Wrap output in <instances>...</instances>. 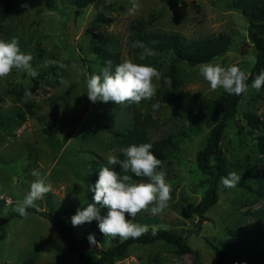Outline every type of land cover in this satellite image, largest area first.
Listing matches in <instances>:
<instances>
[{"label": "rangeland", "instance_id": "374dc122", "mask_svg": "<svg viewBox=\"0 0 264 264\" xmlns=\"http://www.w3.org/2000/svg\"><path fill=\"white\" fill-rule=\"evenodd\" d=\"M55 1L57 9L48 10L46 0H17L0 33V40L18 38L21 51L33 56L32 67L38 73L34 77L38 81L36 91L23 95L20 101L16 100L12 87H26L34 78L15 69L0 78V225H4L6 233L0 239V264H23L28 256L35 264H79L77 253L67 250L47 218L36 213L17 216L16 205L22 202L36 179L50 184L51 191L33 208L63 218L77 237L86 239L81 242L83 247L95 246L87 239L94 232L100 234L96 240L98 249L121 241L116 238L110 245L106 244L111 238L104 237L96 220L79 226L71 223V216L78 208L93 203L94 194L87 186L94 184L95 173L104 167L109 155L118 154L119 149L112 146L113 139L132 124L131 104L93 103L87 97L88 78L100 74L104 68L90 49L94 43L90 32L113 35L122 62L147 64L160 73L168 67L169 55L152 53L144 55V59L135 55L129 45L131 22H148L151 18V30L174 32L187 39L224 32L231 37L230 50L207 63L225 67L235 64L247 74L254 62V50L246 36L247 22L240 12L229 7L230 0H139L141 7L134 15L129 14L131 0H96L85 8L74 7L73 0ZM25 3L27 7H22ZM100 16L111 17L113 21L98 23ZM200 65L180 64L181 98L152 113L161 126L150 130V140L177 131L179 111H196L207 99L220 94L222 88L212 91L199 74ZM62 80L67 83H61ZM153 83L157 88L159 80L154 78ZM247 110L257 112L264 119V86L259 91L251 85L248 87L220 142L228 169L237 174L247 168L264 171V161H257L254 135L242 127L241 114ZM70 130L72 133L64 142ZM207 135L208 129L204 128L196 135L176 137L177 148L168 150L160 169L165 171L166 182L172 189L168 207L153 215L150 208L154 205H150L149 211L130 218L148 227L182 229L201 264H212L215 260L206 240L239 239L250 245L257 230L256 220L243 214L247 209L243 205L245 192L237 186L225 188L221 181L218 201L204 217L194 212L207 188V176L197 169L195 161ZM34 169L40 173L39 177L32 175ZM260 204L251 209H257ZM229 228L237 230L238 236L230 234ZM192 258V254H181L173 246L158 241L133 244L125 257L109 264H190ZM92 264H99L98 259Z\"/></svg>", "mask_w": 264, "mask_h": 264}, {"label": "trees", "instance_id": "16d2710c", "mask_svg": "<svg viewBox=\"0 0 264 264\" xmlns=\"http://www.w3.org/2000/svg\"><path fill=\"white\" fill-rule=\"evenodd\" d=\"M95 1L73 0L72 4L76 8H85ZM16 2L17 0H0V33L3 31V24ZM46 3L48 10L57 9L55 0H46ZM229 7L240 12L246 20V36L254 50V62L246 74L248 76L246 83L249 87L255 77L264 71V0H230ZM112 21L113 18L111 17H97L98 23L108 24ZM150 21L151 18L148 22L136 20L129 24L131 50L137 56L144 54V47L134 46L135 42H142L152 53L168 54L169 65L161 73L155 96L151 100H142L140 103L131 104L132 124L125 133L116 135L112 141V146L119 149L116 156L122 160L125 158L120 151L122 147H127L130 144L149 143L152 145L150 151L162 161L163 165L168 150L172 147L177 148L176 137H185L188 134L196 135L207 128L208 135L205 138V143L197 151L195 157L197 169L207 176V188L201 200L193 208L198 216L204 217V213L218 201V188L221 178L230 173L228 161L221 154L219 146L228 121L235 118L245 93L241 95L228 94L222 89L219 95L207 99L198 110L185 109L179 111L176 115V119L180 121L177 131L168 132L154 140H150L149 132L153 129H159L161 126V123L152 113L158 112L163 105L181 98L180 64L194 67L221 58L230 50L231 37L229 34L221 32L204 38L187 39L174 32L151 30ZM90 35L94 40L90 49L100 60L101 65L106 67L108 66L107 62L111 61V69L114 70L117 64L122 63L118 42L113 35L104 33V31H93L90 32ZM37 49L41 51L39 46ZM37 85L38 81L34 78L26 87H12L16 100L20 101L23 95L33 94ZM153 104H158L159 107L154 109ZM241 115L244 122L242 127L254 135L257 161L263 162L264 134L261 132L264 131V119L253 110L244 111ZM71 133L72 130L66 133L63 138L64 142H67ZM105 166L114 168L121 175H130L132 177L131 182H148L146 177H136L130 172L123 173L119 165H108L105 162ZM98 173L96 172L93 176V183L97 180ZM238 174L241 175V180L237 187L241 188L246 195L243 205L247 206V209L244 210L243 214L251 216L257 222L255 241L247 245L239 239L235 241L206 240V244L214 252L215 260L212 264H264V171L247 168L244 171H239ZM258 202L261 203L260 206L252 210V206ZM27 212L47 218L59 233L67 250L77 253L79 264H92L96 258L99 264H109L125 257L133 244L148 245L158 241L173 246L181 254H192L193 258L190 264H201L197 252L188 244L183 230L176 227L156 228V235H152L153 227L150 226L148 227L149 231L141 237L118 241L105 248H99L98 253H96L94 249H80L79 245L86 239L77 237L72 227L63 218H58L33 207L27 208ZM17 216L22 217L20 214ZM93 226L94 224L91 227L93 228ZM228 232L235 237L238 236L235 229L229 228ZM5 235V227L1 224L0 239L4 238ZM92 235H94L95 240L100 239L99 232H94ZM23 264L35 263L33 258L28 256Z\"/></svg>", "mask_w": 264, "mask_h": 264}, {"label": "clouds", "instance_id": "9594fccd", "mask_svg": "<svg viewBox=\"0 0 264 264\" xmlns=\"http://www.w3.org/2000/svg\"><path fill=\"white\" fill-rule=\"evenodd\" d=\"M27 7V4H22ZM141 5L139 0H131L129 14L134 15L139 11ZM134 46L144 47V55H151L150 49L142 42H135ZM33 56L24 53L19 47L17 37L9 41L0 40V78H5L15 69L18 72L26 73L31 77L38 75L32 67ZM100 74H92L86 82V94L88 99L95 103L114 102L116 105L140 103L142 100H151L156 94V86L153 79L159 80L161 73L153 66L137 64L132 60H125L111 69V61L107 62ZM199 74L209 83L212 91L223 89L228 94L241 95L248 91V76L237 65L228 67L219 63H202L198 69ZM66 84V81H61ZM264 86V71H261L252 81L251 87L257 91ZM152 107L158 108V104ZM149 143L130 144L120 149L125 157L119 159L115 155H109L108 165H119L123 173H132L136 177H146L148 182L134 183L130 175H121L120 172L110 167L99 169L98 178L94 184L87 188L93 195V203L86 207L78 208L71 216L73 226L90 223L93 220L98 222V228L104 237L111 238L106 241L110 245L111 240L119 238H139L146 234L149 229L146 225L134 223L132 219L142 211H149L153 215L161 214L171 199V186L166 182V173L158 170L162 167V161L151 151ZM32 175L39 177L37 170ZM241 180V175L230 172L226 177L221 178L225 188H235ZM51 191V185L46 184L42 179H36L30 184L29 191L22 202L18 203L15 211L22 217H27V208L34 207L37 201L45 198ZM104 209L105 214L101 215ZM157 229L152 228V235H156ZM90 245H97L94 235L87 237Z\"/></svg>", "mask_w": 264, "mask_h": 264}, {"label": "water", "instance_id": "95a60500", "mask_svg": "<svg viewBox=\"0 0 264 264\" xmlns=\"http://www.w3.org/2000/svg\"><path fill=\"white\" fill-rule=\"evenodd\" d=\"M81 250H86V249H94L96 253H98V248L95 246L91 247H83L82 244L79 245Z\"/></svg>", "mask_w": 264, "mask_h": 264}]
</instances>
